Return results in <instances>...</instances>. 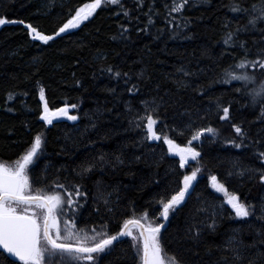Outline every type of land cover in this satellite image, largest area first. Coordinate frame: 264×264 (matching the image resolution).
<instances>
[{"label": "trees", "instance_id": "trees-1", "mask_svg": "<svg viewBox=\"0 0 264 264\" xmlns=\"http://www.w3.org/2000/svg\"><path fill=\"white\" fill-rule=\"evenodd\" d=\"M90 2L0 0V15L9 20L23 19L46 35H51L69 18V9ZM165 2L170 4L171 0ZM257 2L246 0L245 7ZM124 3L133 9L132 15L140 17L139 21H127L118 6H102L70 36L61 34L48 44L33 41L25 25L0 26V164L15 165L39 132L44 133L46 144L42 143V149H46V158L54 167L47 173L42 172L43 160L35 170L29 166L34 194L36 189L55 180L58 173L62 183L65 176L78 181L75 175L77 166L82 162H94L96 167L83 179L88 193L83 216L90 223H99L100 218L95 212L98 207L101 215L111 220L112 232L123 227L125 219H139L144 215L153 224L162 222L159 201L175 194L182 187L183 175L200 167L191 196L186 197L181 210L174 216L170 215L165 228L161 229V257L168 262L175 254L187 264H216L222 255H228L230 261L225 245L230 237L235 236L242 242L241 264H249V261L264 264V219L259 218L264 185L256 179L227 176L234 160L249 168L264 167V161L256 159L251 149H234L223 144L222 140L235 135L232 123L241 124L249 130L253 139H260L264 136V120L258 119L260 105L250 107L248 97L234 91L239 86L238 82L230 85L218 82L222 70L242 55L238 50L235 57L231 54L232 49L225 51L222 24L227 18L233 26H243L247 17L243 13L236 15L229 11V0L200 3L184 11L185 16L193 18V24L185 29L186 33L193 34V38L171 39L164 20L167 10L162 0L155 3L160 16L155 18L151 34L137 32V28L144 27L146 17L135 8L132 0H124ZM149 3L151 0H145L143 11L148 10ZM122 23L129 24L130 39H112ZM157 28L165 30L159 40L153 38ZM260 35L256 31L241 33L250 46L253 38L259 39ZM97 51L105 53V57L96 59ZM222 52L223 56L220 55ZM180 65L193 70H206L193 78L196 86L204 87L203 94L194 93L191 88L177 90L173 81L183 76V73L177 72ZM108 66L113 68V72H127L131 78L129 83L125 85L123 82L127 77L116 78L113 73L104 71ZM256 76L258 81L264 82V75L257 72ZM77 81L80 83L77 84ZM132 84H138L140 90L127 92L126 88ZM41 86L53 110L65 104H78V109H70V114L78 115V121L60 117L54 119L49 127L46 126L40 119L43 111V102L39 100ZM112 88L116 89L115 93L108 91ZM10 92L16 93L15 99H9ZM24 92L28 95H21ZM158 96L166 101L160 109L161 119L154 125L160 139L143 140L147 134V121H141V128L130 126L129 121L134 116L145 114L141 101ZM218 101L222 106L229 107L227 120L220 119L223 112L216 109ZM185 109L189 110V114H184ZM190 116L194 127L191 131L185 129L181 134L177 128ZM93 124L95 127H92ZM209 125L219 129L220 138L212 144L203 142V138L193 141L191 146L198 150L202 145V159L197 163L189 157V164L180 168L178 155L168 151L164 137L186 146L195 128ZM102 154L104 161L100 160ZM116 157L124 163H117ZM65 165L67 169L63 167ZM213 174L225 183L228 193L235 192L241 200L255 205L254 214L246 218L235 217L234 210L227 205L226 194L210 186ZM102 190L112 193V214L105 212L98 199ZM202 202L208 205L207 213L198 211ZM219 204H224L227 211L216 217L213 231L206 225L212 219L209 215L212 206ZM193 217L196 222H203L198 243L188 239L187 229ZM131 240L126 237L104 258L102 264H131L128 259L133 255ZM125 252L128 258L124 256Z\"/></svg>", "mask_w": 264, "mask_h": 264}, {"label": "snow or ice", "instance_id": "snow-or-ice-1", "mask_svg": "<svg viewBox=\"0 0 264 264\" xmlns=\"http://www.w3.org/2000/svg\"><path fill=\"white\" fill-rule=\"evenodd\" d=\"M135 8L140 10L142 15L146 17L143 28H137V32L151 34L152 28L155 27V18L160 16V11L155 7L156 0H151L148 10L143 11L145 0H132ZM164 2L167 10V16L164 20L167 23V31L169 38L192 39L191 32H185V29L193 24V18L184 15V11L191 10L200 3H210L211 0H171V3ZM246 0H229L227 5L229 11L239 15L243 13L247 17V23L243 26H233L227 18L222 24L223 42L226 45L225 51L232 49L231 54L235 57L238 50L242 55L227 69L222 70V75L218 82L223 84H232L234 81L239 86L234 91L242 92L248 97L249 106L255 108L260 105V115L258 119L264 120V82L257 80L256 73L264 75V0H258L248 7H245ZM118 6L119 12L123 13L124 18L129 22L139 21V16L132 15L133 9L125 6L124 0H91L81 7L69 9V18L63 22L56 31L51 35H46L43 31L38 30L32 23H26L25 20H9L0 15V26L6 24L25 25L28 35L33 41H42L48 44L61 34L69 35L73 30L80 28L81 24L89 21L90 17L102 6ZM74 11V14H71ZM178 13L179 15H172ZM119 14V13H118ZM163 28H157L153 36L159 40L164 35ZM256 31L260 33L259 39L253 38L252 46L248 40L242 38L241 33ZM112 39L127 41L129 36V24L122 23L119 25V31ZM255 46V52H253ZM224 52L220 55L223 56ZM105 53L97 51L96 59L105 57ZM38 62V61H37ZM104 71L113 73L114 77L124 79L127 85L129 74L116 70L108 66ZM206 70L204 68L193 70L185 65H180L177 72L183 73V76L174 79L173 83L178 91L191 88L194 93L205 92L204 87L196 86L193 78L198 77ZM143 75V72L140 73ZM111 78V77H110ZM39 84V82H37ZM80 82L77 81V84ZM159 87V85H157ZM140 90L138 84H132L127 87L126 91L135 93ZM115 93L116 89H108ZM21 95L27 96L24 92ZM16 93H9V99H15ZM39 100L43 102V111L40 119L47 125L53 124V117L67 118L70 121H78L76 114H70V109H78V104H65L63 107L51 109L45 98L44 87L39 88ZM23 103V102H22ZM144 104V115L134 116L129 124L135 128H141V121L146 120L147 134L143 140H159L160 136L154 130V125L161 119L160 109L165 105L166 101L162 96L152 97L150 100L141 101ZM26 106V105H25ZM217 111H222L221 120H227L230 116L229 107L222 106L218 101L216 104ZM15 109H10L14 111ZM184 114H189V110L185 109ZM92 127H95L93 124ZM194 120L185 121L183 125L177 128V131L183 134L185 129L192 130ZM235 135L233 137L222 138L223 144L231 145L234 149H251L256 159L264 161V136L260 139H253L249 135V130L242 127L241 124L232 123ZM210 134V135H208ZM212 144L220 138L219 129L209 125L207 127L195 128L190 140L186 146H181L174 139L164 137L165 143L168 145V151L174 152L179 157V167L184 168L189 164V157L197 163L200 162L201 150L192 147L193 141H200ZM42 143L46 144V138L43 132L35 135L34 141L30 148L15 162L14 167H6L0 164V264H17L13 258H18L23 264H102L104 258L109 255L114 248L123 242L124 237H131V247L133 248L132 257L128 258L127 253L124 256L131 260V264H165V260L161 258V241L163 238L161 229L165 228V223L169 220L170 215H176L183 206L186 197L191 196L193 182L198 180V173L201 172L200 167H196L188 174L183 175L182 187L171 195L170 198L161 199L159 203L162 205V222L153 224L147 215L141 216L139 219H125L123 227L118 231L112 232L111 220L105 219L100 213V209H95L96 215L99 216V223H90L84 219L83 213L86 210L85 205L88 204V193L83 184V179L90 174L96 167L94 162L87 164L81 163L77 166L75 172L78 181L71 180L68 176L60 182L59 173L57 178L51 183H46L43 188L36 189L35 194L32 190L30 182V167L32 170L38 168L43 160L42 172L47 173L54 165L46 158V149H42ZM140 157H136L139 159ZM199 158V159H198ZM104 155L100 157L104 161ZM116 162L123 164L124 161L120 157H116ZM67 169V166H63ZM255 174V175H254ZM231 178L236 176L238 179L247 177V179H256L264 185V167L249 168L244 167L238 160L232 163V170L227 173ZM37 180L40 177H36ZM212 188L217 192H224L227 196V205L234 210L235 217L246 218L254 214L255 205L246 200H241L240 196L235 193H228L225 183L213 174L210 177ZM99 183V182H97ZM112 193L101 191L99 200L102 202L106 213H114V202L111 200ZM119 199V197L117 198ZM199 212H208V205L202 202ZM227 211L224 204L213 205L209 215L212 216L210 222L206 225L209 229L215 230L216 217ZM260 219H264V200L260 204ZM144 220L146 223H141ZM203 222H196L194 217L192 223L187 229L188 239L199 242L202 235ZM139 229L137 235H133L131 227ZM142 240V247H141ZM242 242L237 237H230L225 245V252L230 253L231 260L228 255H222L216 264H241L243 260ZM191 251V249H188ZM210 251V250H209ZM6 254H11L10 256ZM168 264H187V262L179 256L173 254ZM249 264H252L249 261Z\"/></svg>", "mask_w": 264, "mask_h": 264}, {"label": "water", "instance_id": "water-1", "mask_svg": "<svg viewBox=\"0 0 264 264\" xmlns=\"http://www.w3.org/2000/svg\"><path fill=\"white\" fill-rule=\"evenodd\" d=\"M54 118H55V117H53V120H54ZM44 123H45V122H44ZM45 125L48 126V127L50 126V125H47L46 123H45ZM130 227H131V230L134 229V230L137 232V234H138V232H139V229H138V228H135V227H132V226H130ZM125 238H126V237H124L123 240H124ZM141 247H142V240H141ZM0 251H2V250H0ZM6 255L10 256L11 254H6ZM13 259H15L16 262L23 263L22 261H19L18 258H13Z\"/></svg>", "mask_w": 264, "mask_h": 264}, {"label": "rangeland", "instance_id": "rangeland-1", "mask_svg": "<svg viewBox=\"0 0 264 264\" xmlns=\"http://www.w3.org/2000/svg\"><path fill=\"white\" fill-rule=\"evenodd\" d=\"M83 23H84V22H83ZM83 23H82V24H83ZM82 24H81V25H82ZM73 31H74V30H73ZM58 118H60V117H55L54 119L56 120V119H58ZM53 121H54V120H53ZM14 166H15V165H13V166H6V167H14ZM194 183H195V182H193V185H194ZM210 186H211V184H210ZM132 232H133V235H137V232H136L135 230L132 229ZM130 238H131V237H130ZM131 239H132V238H131ZM160 255H161V254H160ZM161 258L165 260V258H163V257H161ZM165 264H168V262L165 261Z\"/></svg>", "mask_w": 264, "mask_h": 264}]
</instances>
